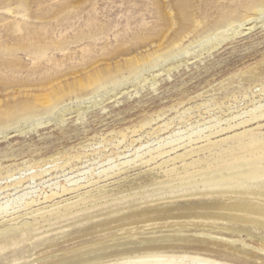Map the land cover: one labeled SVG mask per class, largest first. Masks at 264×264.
<instances>
[{"label":"rangeland","instance_id":"rangeland-1","mask_svg":"<svg viewBox=\"0 0 264 264\" xmlns=\"http://www.w3.org/2000/svg\"><path fill=\"white\" fill-rule=\"evenodd\" d=\"M262 7L264 0H0V264H57L88 244L85 257L114 259L180 242L176 234L201 241L168 253L264 264L251 246L239 253L203 242L208 233L234 235L220 230L228 223L258 244L264 226L222 213L231 201L263 203L264 195L200 181L248 157L252 136L264 144V118L238 125L264 110ZM212 32L220 36L202 41ZM194 162L187 171L195 181L177 180ZM166 179L172 187L160 185ZM87 191L95 196L89 210L81 202L52 223L37 211L60 210Z\"/></svg>","mask_w":264,"mask_h":264},{"label":"bare ground","instance_id":"bare-ground-1","mask_svg":"<svg viewBox=\"0 0 264 264\" xmlns=\"http://www.w3.org/2000/svg\"><path fill=\"white\" fill-rule=\"evenodd\" d=\"M257 15H259V16L264 15V7L257 9ZM256 18L257 17H250V18H247L246 20L239 21L240 26L244 25L247 22L255 20ZM224 31H225V29H224ZM218 34H219V32H218ZM216 35H217V33L212 32L208 36L204 37V39L202 41H208L209 39L213 38L214 36L215 37L220 36V35H217V36ZM261 118H264V110H262L260 113L253 114L251 118L244 120V121H241L238 125L249 123L252 120H260ZM232 127H234V126H230L229 128H232ZM260 142H261V139L258 136H255V135L252 136L251 141L248 143V145H251L252 148L245 150V152L249 153L250 155H244V156H248V157L242 156L244 158L237 159L235 162L233 161V163L230 164L229 168L231 170L229 173L223 174L219 170H217L216 172H212V173H208V172L203 173L202 172L200 174V176H201L200 181L202 182V184L205 185L206 189H210V190L220 188V187L225 189V188H229L231 186H235L237 184L238 185H246L247 188H250L251 193H253L252 195H259V196L264 195V189L259 190L257 188V187L264 188V162H262V160L264 159V153L262 152V151H264V144H260ZM255 151L256 152L259 151V152L256 153ZM168 152L169 151L160 152L158 156L166 154ZM188 154L189 153L184 152V153L179 154L175 157H172L171 159L163 161L162 163H160V165L168 163L170 160L171 161L176 160L178 158H182L184 160L188 156ZM254 155H258V156H256L254 158L253 157ZM249 156H252V157H249ZM154 159H157V156H153L149 160H147V161L145 160V161L149 162V161L154 160ZM194 164H195V162L189 163V164L185 163L183 165V168L186 169V171H187V168L189 166L194 165ZM228 165H226V166H228ZM187 172H186V175H184V176H180L181 174H179L177 176L178 177L177 180L182 181V183H185L186 181H184V179H187V178L193 179L194 178V181H195V175L192 173H189V172L187 173ZM192 179H189V180H192ZM172 182H174V181L170 180V179H166V180L162 181L160 185L165 186L166 188L172 187ZM68 191H69V189L65 188L63 192L66 193ZM57 195H58V193H56V192H54L52 194H48V195H46L45 200L51 201V200L55 199L57 197ZM84 195H85V197L82 196L80 199H78L76 201L58 206V207H61V206L64 207L60 210H55L53 208L48 210L47 207H42V208H39L37 211L40 212L41 214L45 215L44 216L45 222H48V223L51 222L52 223L53 221L61 220L63 218L68 217L69 215H71L73 213L72 209H73L74 205H78L81 202H86L85 204H87V203H89V202H87V200H89V198L94 199V197H95V196L91 195L90 191H87V193H85ZM104 197L107 198L106 195ZM125 198H127V197L124 196L123 199H125ZM228 203H230V202L228 201ZM56 204H58V203H56ZM88 205L89 204L86 205V207H85L86 209H83V211L89 210L91 208ZM226 205H227L226 203L221 204L222 208L225 207ZM53 206H55V204ZM228 208H230V209L228 210ZM228 208H226L227 209L226 212L222 213V214H224L223 216H225L229 219L244 218V222L256 224L257 226L258 225L264 226V202L263 203L254 202V203H245V204L241 203V204H239L235 201H231ZM234 208L237 210L236 212H235ZM46 213H49V214L46 215ZM197 219H201V220H204L207 222L209 221V219H205V218H201V217H198ZM38 223L41 224V222H38ZM39 224H35L34 227L39 225ZM227 224L219 226L220 230L222 232H226V230H227L228 234L233 231L231 234H234V235L230 234L231 236H229V235L225 236V235L220 234V233H208L206 235L209 237L210 241L206 240L203 242H206L209 244L213 243V245H222V246L224 245L230 249L235 248V250L238 251L239 253H248V251H251V250H247V249H249L247 246H251L252 248L256 249L258 252H260V251L264 252V239L263 238L259 239V240H261V243H259V240H257L258 244H256V245L250 244L244 238L245 230H239V229L231 227V226H229V224L228 225ZM233 228H234V230H232ZM34 229L35 228H33V230ZM5 231H6V229L1 230L0 233L3 234L2 232H5ZM31 231L29 232L30 234H31ZM24 234H26V233H24ZM201 234H202V232H201ZM176 235L177 236L174 238L176 239V241H180V242H174L172 245L171 244L170 245L161 244L162 246H157L155 248L154 247L153 248L142 247V248H140V250L130 249V248L125 249V250H121V251H118L115 253L116 257L114 259L109 258L110 255H112V254H106V256L105 255H97V256L89 257V258L85 257V255L84 254L82 255V253L79 251H81L85 247L89 246V244H88L85 246H80L82 248L78 247L77 250H66L64 252L65 254H70V255H75L78 253H80V254H78L76 257L67 255L68 257H66V259L64 261L57 263V264H237L235 262H231L228 260L225 261V259H216L214 257H207L206 253H203V255H202V253L200 251H197V252L183 251L182 253H179V254L168 253V251L164 249L168 246H174V245L177 246V244H181V243H187L190 245V244L194 243L195 241L196 242L201 241L199 238H195V237L192 239H189L186 237L185 234H182V235L176 234ZM153 241H154V239H153ZM237 242L241 243L240 244L241 247H237L238 246L236 244ZM6 247H7L6 243L5 244L0 243V251L4 250ZM202 249H204V248H202ZM205 250H208V249H205ZM249 253H251V252H249ZM204 254H206V255H204ZM252 254L254 256H256L259 253L253 252Z\"/></svg>","mask_w":264,"mask_h":264}]
</instances>
